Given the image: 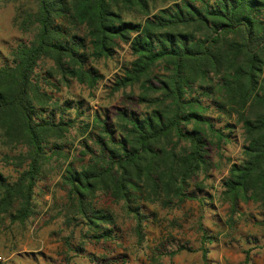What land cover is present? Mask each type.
Returning a JSON list of instances; mask_svg holds the SVG:
<instances>
[{
  "label": "trees",
  "instance_id": "trees-1",
  "mask_svg": "<svg viewBox=\"0 0 264 264\" xmlns=\"http://www.w3.org/2000/svg\"><path fill=\"white\" fill-rule=\"evenodd\" d=\"M4 1L18 2L12 23L32 36L17 41L0 65V143L24 149L10 157L24 166L16 179L0 174V217L26 222L43 168L54 156L66 158L62 144L75 119L64 113L81 115L80 103L61 108L50 91L70 81L94 89L100 76L86 61L111 59L121 45L131 60L110 93L135 88L132 104L141 110L123 107L109 122L94 112L82 124L87 139L79 155L88 158L78 168L67 163L60 175L64 223L77 221L94 241L113 239L112 215L95 201L105 198L131 216L141 244L149 222L143 204L175 209L189 200L190 182L211 169L208 148L219 150L235 126L241 156L221 180L220 197L229 216L239 202L264 210V0ZM209 112L227 121L217 128ZM197 229L205 263L206 233Z\"/></svg>",
  "mask_w": 264,
  "mask_h": 264
},
{
  "label": "rangeland",
  "instance_id": "rangeland-1",
  "mask_svg": "<svg viewBox=\"0 0 264 264\" xmlns=\"http://www.w3.org/2000/svg\"><path fill=\"white\" fill-rule=\"evenodd\" d=\"M20 2L30 5L29 0ZM16 4L0 0V65L9 57V51L17 41L28 42L32 36L31 33H21L13 25ZM130 60L128 49L121 45L111 59L86 61L85 68L94 69L100 76L94 89L70 81L68 85L60 84L56 90L50 91L59 107H63V102L74 105L79 102L78 111L82 113L78 116L70 111L64 113V118L75 119L74 128L69 129L62 144V154L66 158L54 156L43 168L33 190V215L23 224L10 223L7 216L1 215L0 264H244L247 250L245 264H264V210L251 202H239L235 213L229 216L228 205L220 197L221 180L226 177L229 165L241 156L238 126L231 130L229 141L223 142L219 150L208 148L211 169L206 178L199 174L190 182L186 190L189 200H184L175 209L143 204L149 222L144 224L141 244L136 243L131 216L125 213L120 203L114 204L105 198L95 201L98 207L112 215L113 239L94 241L89 237L91 235H86L85 227H75L77 221L64 223L60 213L65 209V191L60 175L67 163L78 168L88 158L79 155L81 142L87 139V134L81 133L82 124L94 112L104 115L101 118L109 122L115 111L123 107L141 110L140 106L132 104L137 93L135 88L110 93L114 77ZM49 67L50 63L46 62L39 69ZM125 95L131 97L125 99ZM55 111L57 118L59 112ZM207 116L217 128L227 121H217L215 113L209 112ZM90 132L95 134L96 130ZM86 144L95 149L92 139L86 140ZM17 152H24V149L3 147L0 143V174L9 182L14 181L24 167L12 164L10 157ZM17 206L18 202L13 203L10 212ZM198 224L206 233L205 263L199 252ZM179 246L186 250L168 255Z\"/></svg>",
  "mask_w": 264,
  "mask_h": 264
}]
</instances>
